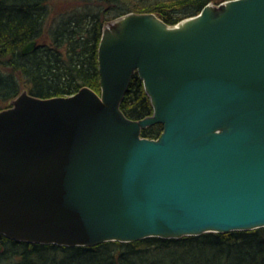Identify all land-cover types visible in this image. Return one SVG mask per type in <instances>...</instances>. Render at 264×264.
Returning a JSON list of instances; mask_svg holds the SVG:
<instances>
[{
    "label": "water",
    "instance_id": "1",
    "mask_svg": "<svg viewBox=\"0 0 264 264\" xmlns=\"http://www.w3.org/2000/svg\"><path fill=\"white\" fill-rule=\"evenodd\" d=\"M98 71L100 94L23 91L0 111V235L95 247L264 228V0L173 26L127 14L104 26ZM134 74L153 110L138 121L120 110Z\"/></svg>",
    "mask_w": 264,
    "mask_h": 264
},
{
    "label": "trees",
    "instance_id": "2",
    "mask_svg": "<svg viewBox=\"0 0 264 264\" xmlns=\"http://www.w3.org/2000/svg\"><path fill=\"white\" fill-rule=\"evenodd\" d=\"M52 1L0 0V111L22 91L40 99L71 96L83 87L100 94L98 46L107 23L153 13L173 26L208 3L229 0H64L74 5L62 12L53 11ZM32 41L35 48L22 54ZM120 110L132 121L153 113L137 74ZM161 132L156 124L141 137L157 139ZM0 246V264H264V228L95 247L28 244L0 235Z\"/></svg>",
    "mask_w": 264,
    "mask_h": 264
},
{
    "label": "rangeland",
    "instance_id": "3",
    "mask_svg": "<svg viewBox=\"0 0 264 264\" xmlns=\"http://www.w3.org/2000/svg\"><path fill=\"white\" fill-rule=\"evenodd\" d=\"M226 2V1H224ZM223 2H213L212 4H214L215 6H219L220 4H222ZM74 4L73 3H67L64 0H53L52 1V9L54 12H62L64 10H69ZM52 11V12H53ZM157 16V15H156ZM158 17V16H157ZM159 18V17H158ZM160 19V18H159ZM23 92V91H22ZM11 102H9L7 104V108L12 107V105L10 104ZM6 108V109H7Z\"/></svg>",
    "mask_w": 264,
    "mask_h": 264
},
{
    "label": "bare ground",
    "instance_id": "4",
    "mask_svg": "<svg viewBox=\"0 0 264 264\" xmlns=\"http://www.w3.org/2000/svg\"><path fill=\"white\" fill-rule=\"evenodd\" d=\"M183 26V25H182ZM179 27V26H178ZM180 27H181V25H180Z\"/></svg>",
    "mask_w": 264,
    "mask_h": 264
}]
</instances>
